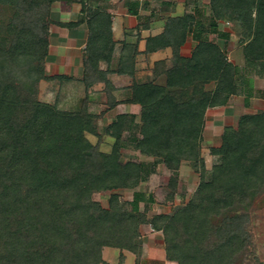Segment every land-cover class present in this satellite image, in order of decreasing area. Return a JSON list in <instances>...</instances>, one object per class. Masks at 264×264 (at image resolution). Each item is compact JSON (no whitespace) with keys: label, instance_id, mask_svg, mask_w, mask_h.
<instances>
[{"label":"trees","instance_id":"trees-1","mask_svg":"<svg viewBox=\"0 0 264 264\" xmlns=\"http://www.w3.org/2000/svg\"><path fill=\"white\" fill-rule=\"evenodd\" d=\"M53 1L21 0V4L32 12ZM65 1L81 3L82 16L59 24L72 27L87 23L82 79L88 86L98 61L111 60L109 15L96 0ZM197 2H191V6ZM220 19L239 24L249 33V40L242 46L244 59L259 61L260 70L264 71V0H210L209 15L169 21L165 31L155 37L158 44L168 45L176 52L174 63L161 60L157 64V68L164 69V84L149 81L136 85L130 100L140 103L141 113L118 114L107 128L119 136L123 128L140 117L142 137L137 144L141 152L156 154L160 149L165 162H177L178 156H173L174 146L170 149V144L193 141L196 145L207 105L225 103L230 95L241 92L247 103L250 86L244 89V72L234 75L238 67L227 61L213 37L214 33L228 37L227 32L217 29ZM41 20L42 16L34 20L35 28ZM36 31L34 36L40 37ZM190 32L198 42L191 55L184 56L177 51ZM21 52L18 59L24 62H33L39 56L28 50ZM106 71L108 68L101 70L99 82L110 86ZM214 78L221 87L212 95L210 91L203 95L204 85ZM252 82L250 78L249 85ZM1 91L2 107L5 91ZM12 101H6L4 114L0 110V240L5 246L0 264H99L106 246L138 255L143 246L138 230L141 223L162 232L165 255L178 264H224L245 231V200L252 196L256 184L264 181V110L241 115L237 128H226L218 148L223 155L220 164L207 170L201 160L202 185L197 202L189 200L171 214L148 217L146 209L138 210L139 201L145 198L140 190L134 192L131 210L127 211L116 194L109 197L108 207L93 198L99 189L133 187L154 170L158 161L150 163L148 170L141 162L119 161L115 146L108 154L92 144L85 132L96 133L99 113L87 110L85 98L71 110L34 100L33 114L17 127H12L9 118ZM254 152L263 162L248 159ZM148 199L152 200V195Z\"/></svg>","mask_w":264,"mask_h":264},{"label":"rangeland","instance_id":"rangeland-1","mask_svg":"<svg viewBox=\"0 0 264 264\" xmlns=\"http://www.w3.org/2000/svg\"><path fill=\"white\" fill-rule=\"evenodd\" d=\"M202 5L206 11L207 0H202ZM68 10H70L69 13H67ZM40 16L42 20L35 28L34 20ZM81 16V3L79 2L68 3L65 0H54L49 5L43 4L37 10L28 12L22 6L21 0H0V91H5L1 99L5 103L2 107L0 106V110L3 113L6 101L11 98L13 109L9 113V118L12 120V127H17L33 114L34 100L56 104L59 109L71 110L78 105L81 99L85 98L87 110L99 113L96 120V133L85 132V136L92 144L108 154L115 146L119 161L123 163L141 162L148 170L151 168L150 163L158 161L154 170L152 169L148 176L138 184L133 187L118 186L96 190L92 195L95 200L99 201L102 206L108 207L109 197L116 194L119 203L122 202L123 209L127 211L131 210V199L134 192L140 190L145 198L139 201L138 210L146 209L148 217L156 213L171 214L189 200L197 202V193L202 185L201 160L207 170L220 164L223 155L218 148L226 128H237L241 115L264 110V71L260 70L259 61L251 62L244 59L242 46L249 40V33L239 24L220 19L217 29L227 32L228 37L225 39L216 33L213 34L217 44L223 49L227 61L236 65V68L238 67L234 75L244 72L246 78L244 89L250 86L248 88L250 91L247 89L250 94L248 102L244 103V93L241 92L230 95L225 103L207 105L202 115L201 131L196 145L193 141L171 143L170 149L174 146L173 156L175 158L178 156V160L175 162V159H170L165 162L160 149H157V155L141 152L137 144V140L142 137L140 117H137L130 127L123 128L119 136L107 128L118 114L135 113L139 115L141 113L140 103L130 100L133 89L136 85L149 81L164 84V69L157 68L155 61L152 62L155 57L150 56L151 61H148L146 55L139 54L137 49L131 51L127 46L119 51L113 50L108 63L98 61V69L91 71L90 76L93 81L87 83V86L82 79L83 64L82 66L78 64L77 70H73L70 62L64 57L61 46L57 47L56 43L59 41L57 36L65 35L59 31V27H63L59 22H67L70 20L69 17L77 20ZM35 29L38 31H36L37 34H41L40 37L34 36ZM240 39L243 42H240ZM186 41L184 45L182 44L183 46H179L177 52L190 56L197 42L189 36ZM44 47H46L45 53ZM25 50H28L29 54L37 52L39 56L33 62L19 60L21 51L25 52ZM175 54L171 49L164 60L174 63ZM118 67L126 73L117 71ZM105 68H108L106 78L111 83L110 86H106L103 81L99 82L101 70L105 71ZM60 75L69 77L61 78ZM250 78L253 82L249 85ZM221 85L218 79H211L204 85L206 91L203 95H206L208 91L212 95ZM2 156L3 153H0V159ZM248 159H251L253 163L263 162L261 157L256 156V152L250 154ZM251 194L252 196L245 200L247 208L242 210L248 215V220L243 223L245 231L228 252L224 264L264 263V181L258 182ZM149 195H152V200L148 199ZM138 230L143 238L149 232L152 234L149 240L147 238L148 245H158V240L163 239L162 232L153 230L148 223H141ZM4 247L3 241L0 240V254L4 253ZM117 254L118 250L114 247L104 248L108 264L122 262ZM129 256L132 254L130 253Z\"/></svg>","mask_w":264,"mask_h":264},{"label":"crops","instance_id":"crops-1","mask_svg":"<svg viewBox=\"0 0 264 264\" xmlns=\"http://www.w3.org/2000/svg\"><path fill=\"white\" fill-rule=\"evenodd\" d=\"M96 1H98L101 10L109 15L107 37L113 42V50L119 51L129 46L131 51L137 49L139 54L146 55L148 61H151L150 56L155 57L152 62L155 61L156 66L159 61L164 60L171 52L170 46H163L155 40L157 35L165 31L168 22L180 17L186 18L190 15L199 18L202 14L208 15L210 11V0H207V13L202 5V0L200 2H197V0ZM194 1L197 3L192 7L191 2ZM69 11L66 12L69 13ZM68 19L76 20L70 17ZM59 28V31L65 35L57 36L59 40H56L57 47L61 46L65 54L64 57L70 62L72 69L77 70L78 64H81V66L83 64L82 48L85 46L88 37L87 23L83 21L72 27ZM188 36L193 41L198 42V39L193 37L192 32ZM151 237L152 234L150 232L146 237L144 236L143 247L138 255L131 250L114 247L118 250L117 256L121 257L122 262L120 264H178L176 259L166 257L163 239L160 241L157 239L158 245H148L149 241H147V238L149 240ZM104 248L102 250L103 261L99 264H108L109 262L104 255ZM130 253L132 256H129Z\"/></svg>","mask_w":264,"mask_h":264}]
</instances>
